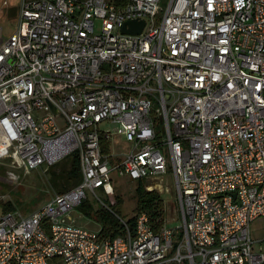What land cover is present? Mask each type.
<instances>
[{
    "label": "built area",
    "instance_id": "2783aa9c",
    "mask_svg": "<svg viewBox=\"0 0 264 264\" xmlns=\"http://www.w3.org/2000/svg\"><path fill=\"white\" fill-rule=\"evenodd\" d=\"M162 2L21 0L0 37V163L26 173L78 153L82 179L30 214L2 210L0 264H264L251 233L264 216V0ZM132 20L140 33L123 32ZM104 121L129 153L112 155ZM115 172L148 190L171 172L179 226L147 212L133 228L117 215L116 236L79 226L70 213Z\"/></svg>",
    "mask_w": 264,
    "mask_h": 264
},
{
    "label": "rangeland",
    "instance_id": "374dc122",
    "mask_svg": "<svg viewBox=\"0 0 264 264\" xmlns=\"http://www.w3.org/2000/svg\"><path fill=\"white\" fill-rule=\"evenodd\" d=\"M166 1L163 0L162 4L164 5ZM20 2L21 0H0V37L3 39L10 35L16 25ZM99 126L102 130L111 131L110 150L114 157H122L133 149V142L128 141L125 135L118 132V124L104 121ZM52 167L34 169L23 173L22 170H12L0 163V214L3 210V204L8 202L22 214H30L45 206L56 193H60L51 182V177L53 172H60L61 167H54V165ZM9 170L14 171L18 178H12L8 173ZM171 174L168 172L165 176L162 189L158 187L157 183L154 185V190L159 191L164 199L165 225L176 227L179 226L180 220ZM111 179V183L102 189H98L96 195L88 192L86 201L95 210L105 207L114 209L116 216L118 215L125 220L134 217L137 214L139 180H132L128 175H120L116 172L111 174ZM142 182L146 188L151 180H142ZM70 215L81 227L97 232L103 229L102 223L93 215L87 214L81 207L75 208ZM251 233L255 241L264 239V216L251 223ZM259 247L260 245L257 243L255 249H259Z\"/></svg>",
    "mask_w": 264,
    "mask_h": 264
},
{
    "label": "trees",
    "instance_id": "16d2710c",
    "mask_svg": "<svg viewBox=\"0 0 264 264\" xmlns=\"http://www.w3.org/2000/svg\"><path fill=\"white\" fill-rule=\"evenodd\" d=\"M104 148L109 150V144L104 143ZM54 167H61L60 172H53L51 182L54 187L60 192H65L81 182V164L78 153H73L54 165ZM53 168V167H52ZM120 202V201H119ZM81 207L87 214L93 215L99 220L102 225V234L105 236H116L124 232V224L116 216L114 209H107L105 207L94 209L87 201H84ZM13 205L8 202L3 204L4 211L13 210ZM113 210V211H112ZM136 212H147L154 222V226L159 229L164 225L165 218V204L162 195L157 190H148L143 185L142 180L139 181L137 188V204ZM129 225L133 228L135 225V216L128 219Z\"/></svg>",
    "mask_w": 264,
    "mask_h": 264
},
{
    "label": "water",
    "instance_id": "95a60500",
    "mask_svg": "<svg viewBox=\"0 0 264 264\" xmlns=\"http://www.w3.org/2000/svg\"><path fill=\"white\" fill-rule=\"evenodd\" d=\"M127 25H129V27H124L123 28V32L125 33H132V34H137V33H140L143 26H144V22L143 21H136V20H132V21H129L127 22ZM53 108V111L56 112V109L54 107Z\"/></svg>",
    "mask_w": 264,
    "mask_h": 264
}]
</instances>
